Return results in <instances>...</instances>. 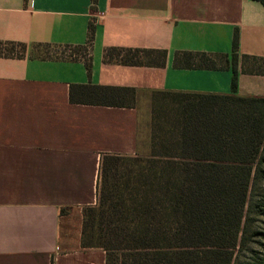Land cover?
Returning a JSON list of instances; mask_svg holds the SVG:
<instances>
[{"label":"crops","instance_id":"crops-1","mask_svg":"<svg viewBox=\"0 0 264 264\" xmlns=\"http://www.w3.org/2000/svg\"><path fill=\"white\" fill-rule=\"evenodd\" d=\"M91 21L90 71L81 58L32 55L37 44H86ZM236 30V93L264 96V74L243 70L244 55L264 57L261 0H0V41L26 45L21 56L0 55V264H105V250L81 245L103 154L137 152L144 94L232 92L230 66H177L175 57L231 55ZM108 47L167 57L162 66L123 64L104 59ZM71 84L135 87L137 103L71 102Z\"/></svg>","mask_w":264,"mask_h":264},{"label":"trees","instance_id":"trees-1","mask_svg":"<svg viewBox=\"0 0 264 264\" xmlns=\"http://www.w3.org/2000/svg\"><path fill=\"white\" fill-rule=\"evenodd\" d=\"M94 33L91 21L86 44H37L39 54L32 55L81 58L90 71ZM25 49L20 42L0 41V55L21 56ZM237 50L236 30L231 55L177 52V66H230L232 92L153 91L149 155L103 154L97 202L83 211L81 245L105 250V264H235V249L247 229L250 188L264 173V96L236 93ZM166 57L165 49L108 47L104 52L105 60L129 65L162 66ZM243 57L264 63L262 56ZM243 70L264 74V68ZM69 98L132 107L137 90L71 84Z\"/></svg>","mask_w":264,"mask_h":264},{"label":"rangeland","instance_id":"rangeland-1","mask_svg":"<svg viewBox=\"0 0 264 264\" xmlns=\"http://www.w3.org/2000/svg\"><path fill=\"white\" fill-rule=\"evenodd\" d=\"M44 50V49H43ZM56 49L52 48L51 53ZM61 51L62 49H58ZM246 68L262 70L264 63H255L252 58L244 59ZM258 74V73H256ZM152 94L142 95L138 102L139 120H138V150L136 154L145 158L150 153V137L152 132ZM137 102H135L136 104ZM264 158V145L262 148ZM264 171V162L262 165ZM252 182L249 193V203L246 206L245 226L246 232L242 235V241L235 249V264H264V173ZM263 175V176H262Z\"/></svg>","mask_w":264,"mask_h":264}]
</instances>
